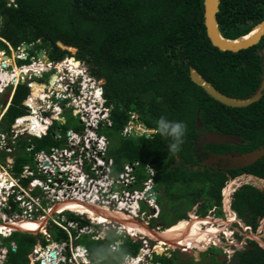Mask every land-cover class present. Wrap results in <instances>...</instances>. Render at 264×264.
Returning a JSON list of instances; mask_svg holds the SVG:
<instances>
[{
  "label": "trees",
  "instance_id": "trees-1",
  "mask_svg": "<svg viewBox=\"0 0 264 264\" xmlns=\"http://www.w3.org/2000/svg\"><path fill=\"white\" fill-rule=\"evenodd\" d=\"M203 9L204 0H13L12 4L9 0H0V47H4L0 50L10 51L9 45L17 48L40 41L42 44L38 46H48L53 61L74 56L84 62L93 76L105 81V97L113 106V126L104 134L110 140L108 132H113L119 139L114 149L110 140L109 149L117 169L120 171L124 164L135 161L141 167H152L157 173V190L164 193L159 198L160 204L165 198H174L179 184L191 186L194 180L198 193L194 195L192 209L202 201L207 206L222 208L223 189L228 181L226 173L209 169L196 171L188 166L196 164L197 120L200 118L203 126L210 130L240 136L245 141V151L264 147V94L259 102L248 108L227 107L191 81L190 69L195 68L230 97L249 98L263 80L264 37L248 50L220 51L207 36ZM217 17L223 35L235 40L248 35L264 20V0H221ZM58 42L75 48L76 54L62 50ZM5 60L7 58L0 52V61ZM77 60L70 62L77 63ZM33 87L34 93L43 89L35 84ZM29 94L26 85L18 87L0 129H7L6 124L10 123L11 131L15 120L27 114L23 103ZM133 114L152 132L151 135L123 136ZM161 116L187 125L183 143L176 153L169 152V141L156 131V121ZM32 145L35 153L46 147L44 150L49 151L60 143L51 131L42 138L22 137L16 148L26 151ZM208 148L217 155L227 150L226 145H209ZM26 153L28 157L24 159L18 155L15 158L13 171L16 174L21 172L22 163L34 162L31 154ZM5 158L0 154L2 163ZM248 169L264 179V157ZM143 171L139 169L138 174ZM206 177L213 182L209 192L204 191L203 178ZM251 190L255 194L244 191L239 206L248 204L264 215V194ZM203 206L207 207L205 203ZM200 210L206 215L204 209H199V213ZM60 232V239L67 238L64 231ZM13 237L18 238L15 241ZM2 240L0 249H8L4 264H21L23 259L29 264V254L37 242L35 235L14 232ZM11 242L17 250H13ZM156 257L164 259V262L158 261L160 264L173 262L165 256Z\"/></svg>",
  "mask_w": 264,
  "mask_h": 264
},
{
  "label": "built area",
  "instance_id": "built-area-1",
  "mask_svg": "<svg viewBox=\"0 0 264 264\" xmlns=\"http://www.w3.org/2000/svg\"><path fill=\"white\" fill-rule=\"evenodd\" d=\"M22 45L18 48L20 53L16 59L25 61L29 54L24 49L25 45ZM11 47L9 45V49ZM2 52L6 57L7 52ZM70 61L47 64L49 69H44L42 71L44 73L54 71L53 68H58L57 66L65 68L62 71L58 69L51 75L48 86L33 80V78L44 79L43 73L33 75L22 72L28 76L27 79L21 76L15 77V69L6 60L0 61V96L9 89L13 92L24 82H27L31 90L23 103L27 114L15 120L9 133H3L0 129V154L6 156L3 163L0 161L2 186L0 225L24 222L47 225L50 229L44 227L34 233L46 237L47 242L53 239L52 232L57 229L67 234V238L60 239L59 236L60 240H53L46 247L38 241L29 254V264H90V250L77 242L82 235H88L96 242L107 241L96 238L102 231L108 234L119 233L120 237L131 239L134 243L139 239L142 246L139 255H136L137 264L141 261L145 262L146 257L166 255L171 250L169 246L165 245L160 253L159 241L152 245L146 236H141L136 231L129 232L121 222L106 221L98 212L101 210L102 213L109 211L122 213L126 210L134 216L142 213L143 216H147L145 223L151 230L152 221L159 217V214L149 215L154 209L159 211L154 193L156 172L146 165L145 170L139 175L138 161L124 164L120 171L117 169L116 161L109 156L110 140L104 134L113 126L111 120L113 106L107 102L104 84L102 80L91 75L84 65L78 71H73L71 66H68ZM33 65H40V62ZM24 67H20L21 70ZM2 72H9L13 78L3 80ZM79 74H82V79L78 77ZM33 84H39L44 90L36 95ZM11 104L8 107L0 103V128ZM67 112H71L78 121V128L68 130L63 135L62 126L66 124L64 115ZM27 118L36 119L40 125L35 124V128L34 125L28 127L33 121L26 120ZM134 120L139 121L135 114L131 115L122 133L124 137L135 135V132L138 133L137 136L152 133L143 126L146 133H140L135 129ZM51 131L60 146L35 153H33L34 145L28 147L26 151L33 157L34 165H25L21 172L16 174L13 171L15 158L9 155L16 152L17 141L22 137L42 138ZM75 202L90 207L94 216L90 217L71 209ZM62 205L66 206L61 208ZM19 210L22 213L10 218L12 212ZM151 231H160V227ZM14 232L15 230L0 228V240L10 237ZM12 248L14 251L17 250L14 243ZM1 250L0 255L5 257L8 249L3 247ZM52 254L55 256L53 257ZM132 261L135 260L132 258ZM152 262L154 260L150 263Z\"/></svg>",
  "mask_w": 264,
  "mask_h": 264
},
{
  "label": "rangeland",
  "instance_id": "rangeland-1",
  "mask_svg": "<svg viewBox=\"0 0 264 264\" xmlns=\"http://www.w3.org/2000/svg\"><path fill=\"white\" fill-rule=\"evenodd\" d=\"M10 1V3L12 4L13 3V0H9ZM38 44H40L39 42H35L34 44H31V45H27L26 47H24V49H26L27 50V53L29 54V57L27 58V60H25V61H27V62H24V61H21V60H17L16 59V57H17V55L20 53V50H18V48L19 47H17V48H15V47H11L10 48V51H7V50H5L6 52H7V60H6V62H8L10 65H11V67L12 68H14L15 70H16V68L17 69H19V71H20V73H21V77L22 78H24V76H23V73L22 72H25V68L26 67H24L22 70H21V68L20 67H22V65H24V64H26V65H28V64H30L31 63V60H30V57H32V49H33V47H36ZM58 46L62 49V50H65V49H67V51H70L71 53H72V55H75L76 54V51H74L73 50V48L72 47H65V46H63L62 44H60V43H58ZM22 48H23V45L21 46ZM48 47V46H47ZM1 49H3L4 50V47L3 46H1L0 47ZM46 48V47H45ZM49 48V47H48ZM38 49H44V47L43 48H40V47H38ZM76 50V49H75ZM35 60H37V58H35ZM29 61V62H28ZM11 62V63H10ZM62 62H64V60L62 61ZM62 62H60V64L62 63ZM47 63H53V62H50V59H49V57L47 56H45V59H44V65H46ZM40 64H41V62H40ZM77 65V64H76ZM78 65H79V63H78ZM38 66V65H37ZM16 67V68H15ZM79 67V66H78ZM86 67V66H85ZM60 68V67H59ZM89 68V67H88ZM63 69H65L64 67H61V71L63 70ZM44 69H42V71H43ZM90 70V69H89ZM41 71V74L42 73H44V72H42ZM9 73V72H8ZM2 74H3V72H2ZM2 74H1V76H2ZM49 76H50V74H45V79H37V78H33V80L34 81H36V82H39V83H42V84H45L46 86H48L49 85ZM44 77V76H43ZM102 82H103V84H105V81L104 80H102ZM18 89V88H17ZM17 89H14L13 90V92H7L4 96H0V103H1V105H4V106H8L9 107V105L11 104V102H12V99L14 98V96H15V94H16V92H17ZM10 91V90H9ZM12 93V94H11ZM10 98V99H9ZM8 99H9V101H8ZM8 101V102H7ZM65 117H66V124L65 125H63L62 126V134L63 135H65V133L68 131V130H74V129H77L78 128V121L73 117V115L71 114V112H67L65 115H64ZM28 119V118H27ZM26 119V120H27ZM135 121V123H136V127H135V129H137V130H139L140 131V133H146V132H144V128H145V126L141 123V122H139V121H137V120H134ZM10 123H7L6 124V128L7 129H5L4 128V130H2L1 129V132H9L10 131V129L8 128V125H9ZM11 125V124H10ZM144 128H143V127ZM10 127V126H9ZM149 133V135H151L152 133H150V132H148ZM138 133H136L135 132V135H137ZM149 135H146V136H149ZM108 136L110 137V140H111V144H112V149H114L117 145H118V138H117V135L115 134V133H113V132H108ZM54 142V141H53ZM35 146H36V144L35 143H33ZM50 146H52V145H50ZM50 147H48V149H49ZM44 149H47V147L46 148H43V150ZM41 150V149H40ZM18 155V158H26V156L28 157V154L26 153V151H25V149H22V148H20L18 151L16 150V152L14 153V154H11V155H9L10 157H13V158H16V156ZM34 165V162H31V160L29 161V162H25V163H22L21 165V169H22V167L23 166H25V165ZM146 167V166H145ZM145 167H141V164H140V169H143V170H145ZM8 170V169H7ZM9 171V170H8ZM10 172V171H9ZM11 173V172H10ZM188 179V178H187ZM203 180L205 181V186H206V188L204 189V191H206V192H209L210 190H211V186H212V180L210 179V178H208V177H206V178H203ZM198 181V180H197ZM196 181V182H197ZM192 182V185L190 186V185H178L176 188H175V190H174V198L172 199V198H165L164 200H163V202H162V204H160V207H159V211L157 210V209H154V210H152V211H150L149 212V215H156V214H160L161 213V211H162V213L160 214V216L157 218V219H154L152 222H154V221H156L157 220V223H159L160 221H162V224H164L165 226H161L160 227V231H155V233H157V234H161V233H164V231H166L167 229H170V228H172L173 226H175V225H177L178 223H180V222H182V221H184V220H182V221H178L177 222V220H179V219H181V218H183V217H188L187 218V220L186 221H191V220H193V218L195 219V217H193V216H191L192 214L194 215V213L196 212V209H197V206H202V204H204V203H206V202H204V201H202V202H200L194 209H192V207H193V204H194V199H195V194L196 193H198V190H197V188H196V184H195V181L194 180H192L191 181ZM236 182V181H235ZM234 182V180L233 181H230V182H228L227 181V183H226V186L224 187V189H223V194L225 195V198H224V196H223V207L224 208H226V207H228V202H229V200L231 199L229 196L231 195V193H230V191L232 190L233 191V189L235 190V189H239V187L241 186V184H237L236 186H233V183H235ZM254 183V182H253ZM261 183L262 184H260V186H261V188L260 189H264V182H262L261 181ZM198 185V184H197ZM240 185V186H239ZM233 186V187H232ZM226 190H229L228 192H227V194H226ZM159 192V191H158ZM159 194H160V197H163L164 196V193L163 192H161V190H160V192H159ZM176 197H179V198H176ZM1 202V201H0ZM207 206V205H206ZM208 207L209 206H207V208H206V210L208 209ZM202 209H204V206L202 207ZM148 210V209H147ZM205 210V211H206ZM125 212H122V213H120V212H111V211H109V215L113 218L112 220H115V221H117V219H120L121 221V224H126V225H124V226H126L127 227V223L128 222H125V221H123V218L124 219H131L132 221H135V222H138L139 224H142V225H144L145 224V226L148 228V226L146 225V223H145V221H146V218H147V216H143L142 215V213L139 215V216H134V215H130L126 210H124ZM99 213H102V211L100 210V211H98ZM144 212V211H143ZM19 213H22V211L21 210H19L18 212H12L11 214H10V218H13V217H15L16 215H18ZM198 213V215L196 216V217H198V218H200V220L202 219V216H204L203 214H202V210H200V213L199 212H197ZM1 216V215H0ZM215 215H213V214H211V215H209V219H211V222L212 223H214L215 221L211 218V217H214ZM217 216H221L220 214H217ZM106 218V217H105ZM122 218V219H121ZM217 218H220V217H217ZM205 219H207V218H203V220H205ZM109 220H111V219H109ZM196 220V219H195ZM218 221H222V222H219L218 224H216V228H218V229H222L223 230V232L224 231H227L228 230V228H229V226L228 225H226V221H224V220H222L221 218L218 220ZM217 221V222H218ZM123 222V223H122ZM210 222V223H211ZM18 224H20V223H18ZM4 225V224H3ZM9 225H12L13 227H15V228H13V229H21V230H24V231H31V230H26V229H24L23 227L22 228H19V227H16L17 226V224H9ZM9 225H7V224H5L4 226H9ZM168 226H169V228H168ZM260 227L258 228V230H257V236H259V233L264 229V221L263 222H261V224L259 225ZM47 230L48 229H50V227L49 226H44ZM204 227H206V231H208L209 229H207L208 227L210 228V226H204ZM149 229V228H148ZM151 230L152 229H154V228H150ZM156 229V228H155ZM218 229H216V230H210V231H212V233L211 234H215V235H213L212 237H217V232H219L220 230H218ZM127 230H128V228H127ZM31 232H33V233H37L36 231H31ZM139 235H141V236H146L147 238H149L150 239V241H151V243H152V245H155V244H157V240H155V239H153V236L154 235H152V237H150V236H148V234L147 235H142V234H140V232H138V231H136ZM75 233V232H74ZM229 233V232H228ZM61 234V232L60 231H57L56 233L55 232H53L52 233V236H53V239L52 240H50L49 242H53V240H56L57 238H58V236ZM76 234V233H75ZM35 236H36V241H39L38 243L39 244H41L42 246H44V247H46L47 245H48V243L49 242H47V238L46 237H41L40 235H38V234H35ZM160 237H162L161 235H159ZM18 238V237H17ZM16 237H13V240H15L16 241V239H17ZM121 238V240H122V246L126 249V250H129V251H131L132 252V256H136V255H139V252H140V247L142 246V243H141V241L139 240V239H136V241H137V243H136V245L137 246H134L133 244V242L131 241V240H128V239H124V238H122V237H120ZM163 238H166V237H163ZM259 238V237H258ZM3 239V238H2ZM0 240V245L1 244H3V240ZM10 239V238H9ZM162 239V238H161ZM218 240H220V241H223L224 240V233H223V235H221L220 236V234H219V238H218ZM10 240H8V242H9ZM159 242H161L162 243V241L161 240H159ZM13 243L14 242H11V245H13ZM108 243V241L105 243H103V242H96V241H94V240H92L91 239V237L90 236H88V235H82L81 237H80V239H79V241L77 242V244H79V245H84V246H86L89 250H90V252H91V250L93 249V248H95L97 245H99V244H107ZM214 244V243H213ZM222 244H224V241H223V243ZM165 245V244H164ZM168 245V244H167ZM218 245V244H217ZM178 246H180V245H178ZM223 246V245H222ZM195 247H197V246H195ZM169 248H171V247H169ZM199 249H196V252L194 251V249H193V251L192 250H189V249H191V248H189V249H187L186 247L184 248V247H174V249H171V253L173 254L174 252H175V254H174V256H175V258L173 259V262H171L172 264H217V262H218V260H215L214 258H213V263H210V258L208 257L209 256V254L207 255V249H209V247H207V248H205L204 246H201V247H198ZM179 249V250H178ZM162 250H164V246H162L161 247V250H160V253H162ZM180 250H182L184 253H186V254H188V255H186V254H184L183 252H181ZM138 251V252H137ZM212 251L213 252H216V253H221V250H219V249H217V248H212ZM193 252V253H192ZM199 253V257L197 256V260H198V258H199V261H197L196 260V257L194 256V253H195V255L197 254L198 255V253ZM180 255H179V254ZM178 254V255H177ZM156 255H153V257H146L145 258V262L146 263H148V264H156V263H158V261H163L164 262V259H162V258H160V257H155ZM173 256V257H174ZM166 257H168V258H170L171 257V255L170 256H166ZM155 258V259H154ZM196 260V261H193L194 259ZM0 259H1V261L0 262H2L3 260H4V256L3 257H0ZM190 259H192V260H190ZM154 260V262H152V263H150L151 261H153ZM222 260V259H221ZM21 264H27V260H25V259H23L22 261H21Z\"/></svg>",
  "mask_w": 264,
  "mask_h": 264
},
{
  "label": "flooded vegetation",
  "instance_id": "flooded-vegetation-1",
  "mask_svg": "<svg viewBox=\"0 0 264 264\" xmlns=\"http://www.w3.org/2000/svg\"><path fill=\"white\" fill-rule=\"evenodd\" d=\"M38 47V45L36 47H33L32 54H35L37 51H42V49H38ZM45 51L46 54L49 55L48 47L45 48ZM211 131L214 130H210L209 128L203 126L202 131L198 132L199 135L197 137L194 150L196 164H188L189 168L195 169L196 171H204L206 169H209L225 172L228 178V182L234 180V182H236L233 183V186H236L238 183L241 184V186L239 185V189H233V191H230V193H232L230 195L231 199L228 202V207L224 208L222 205L221 208L217 205H210L207 210V207H204V210H206V215L204 212L203 215L205 216H202V219L209 217V215L211 214L216 216L217 214H220L222 216V219L227 222L226 225L229 226L228 230L224 231V244H222L223 242L218 241V236L223 232V230L216 228L215 224L209 223V225L215 226L216 229L220 230L219 232H217L218 234L216 238H213L211 236L214 239L211 244H214L209 247V249H207V255L209 254L208 257L210 258V263L214 262V258L215 260H218L217 264H264V229L259 233V236H257V230L260 227L259 225L261 224V222L264 221V215H262L259 210L253 206H248V204H242L241 206H239L238 203V201L242 198V193L244 191L249 194H255V192L251 190L255 189V191H260L262 192V194H264V189H260V184L262 183L259 184L257 182V179H255L258 177L253 173H250L249 169L247 170V168L253 166L254 164L245 168H234V160L232 159L234 158V156H240L242 154L253 152L255 150L245 151L246 145L244 139L238 135H234L241 138L243 140V143L237 142V144H228L226 145L227 150L225 151V153L217 155V153L208 148V145H204L203 143H201L200 135L203 133H209ZM260 148L264 147L261 146ZM222 155H227L229 159L220 158L217 161L215 160ZM238 171H241V174H238ZM226 191L228 192L229 190ZM206 205L207 203H205V206ZM202 207L203 204L202 206H197L196 212L194 214H196ZM221 216L217 217L221 218ZM217 217H215V223L220 219H217ZM161 226H165L164 224H162V221L157 223L156 220L151 224V227L154 229ZM212 248L221 250V253L213 252ZM171 252L172 251L170 250L166 253V255L163 256L166 257L171 255L170 258L174 259L175 252L173 254ZM196 260L194 259L193 261Z\"/></svg>",
  "mask_w": 264,
  "mask_h": 264
},
{
  "label": "water",
  "instance_id": "water-1",
  "mask_svg": "<svg viewBox=\"0 0 264 264\" xmlns=\"http://www.w3.org/2000/svg\"><path fill=\"white\" fill-rule=\"evenodd\" d=\"M220 5H221V0H204V9H203L204 24L206 27L207 36L214 47L218 48L220 51H223V52L238 53L240 51L248 50L252 47H255L262 41V38L264 37V20L261 21L259 24H257V26L254 27V29L248 35L239 37L235 40L227 39L223 35L220 29V24H219L218 17H217L218 12H220ZM26 46L27 45L25 44V47ZM39 58L41 60H44L45 53L41 51L39 53ZM190 78L194 84L201 87L215 101L227 107L233 108V109L248 108L251 105L259 102L264 94V75H263L262 83L259 89L257 90V92L253 96L249 98H244V99L230 97L222 93L211 82L207 81L193 67H191L190 69ZM202 128H203L202 121L200 118H198L197 131L201 132ZM132 136L134 138L137 137V135H132ZM200 139H201V143H203L204 145H208V146L209 145L237 144V142L243 143V140L237 136L220 133V132H214V131L201 134ZM263 157H264V148H260L253 152L242 154L240 156L238 155L234 156V158L232 159L234 160L233 161L234 168H245V167L255 164L257 161H259ZM220 158L227 159L228 156L222 155L219 158H216L215 160L217 161ZM255 179H257L258 183H261V181L264 182V179L263 180L260 178H255ZM224 198H225V195H224ZM15 232L35 235L34 233L24 231L21 229H16ZM198 255L194 254L196 258ZM52 256L54 257L55 254H52Z\"/></svg>",
  "mask_w": 264,
  "mask_h": 264
},
{
  "label": "bare ground",
  "instance_id": "bare-ground-1",
  "mask_svg": "<svg viewBox=\"0 0 264 264\" xmlns=\"http://www.w3.org/2000/svg\"><path fill=\"white\" fill-rule=\"evenodd\" d=\"M1 53H3V52H1ZM47 64H49V63H47ZM68 66H71V69L74 71L78 68L79 65H78V62L77 63L68 62ZM44 67L45 66H43L42 64H40L38 66L35 65V66L26 67L25 73H31L30 71L33 70L34 72L39 74L42 71V69H44ZM14 75H15V77H19L21 75L19 69L16 68ZM24 75H26V74H24ZM1 77L3 78V80L13 78L10 73H3ZM35 85L40 87L39 84H35ZM42 88L44 89V87H42ZM36 92H38V90ZM27 120L33 121V125H34L33 128H35V124L40 125V123L36 119L28 118ZM23 121H26V120H23ZM0 188H2L1 185H0ZM226 194H227V191H226ZM65 206L66 205H62L61 208L65 207ZM70 208L74 209V210H76L82 214L89 215L90 217L94 216L92 209L90 207H87V205H85V204L75 202ZM100 214H102L100 216L102 218H104L106 221H112V219H113L109 215L110 213H108V212L100 213ZM191 216L195 217L196 220L194 218L191 221L184 220V221L178 223L177 225L173 226L172 228L167 229L166 231H164V233H161V234H157L154 231L149 230L145 226V224L144 225L139 224L138 222L132 221L131 219H124L123 218V221L128 222L127 228H128L129 232L138 231V232H140V234H142V235L148 234V236H150V237H152V235H154L153 239H155L157 241H159V240L162 241V243L160 242V245H159L160 247L168 244L167 246L171 247V249H174V247H178V248L179 247H184V248L186 247L187 249L191 248L189 250H192V251L195 248L199 249L198 247H201V246H204L205 248L209 247V245L214 240L213 238H216V237H213V238L211 237V236L215 235V234H211V233L216 228L210 229L208 227L207 229H209V230L206 231V227H204V226H206V225L210 226L209 223L211 222V219L207 218L205 220H203V219L200 220V218H196V216L193 214ZM109 219H111V220H109ZM117 221L120 222L121 220L117 219ZM211 224H212V222H211ZM4 225L3 224L0 225L1 230H3L4 228L7 230H10V231L16 230V229H13L15 227H13L12 225H9V224H7L9 226H4ZM124 225H126V224H124ZM44 226H45L44 224L24 222V223H20V224L17 223L16 227H19V228L23 227L26 230L38 232L39 230L44 229ZM210 230H212V231H210ZM159 235H161L162 237H160ZM163 237H166V238H163ZM178 245H180V246H178ZM195 246H197V247H195ZM133 264H137V260H135L133 262Z\"/></svg>",
  "mask_w": 264,
  "mask_h": 264
},
{
  "label": "clouds",
  "instance_id": "clouds-1",
  "mask_svg": "<svg viewBox=\"0 0 264 264\" xmlns=\"http://www.w3.org/2000/svg\"><path fill=\"white\" fill-rule=\"evenodd\" d=\"M39 43H40L39 45L42 44V42H40V41H39ZM58 43L62 44L65 47H69V46L64 45L62 42H58ZM26 45H28V44H26ZM65 50H67V49H65ZM73 50L76 51L75 48H73ZM0 52H2V51L0 50ZM40 52L41 51H37L35 54H32V57H30L31 63L28 64V65L24 64V65H22V67L23 66H25V67L34 66L33 63H39V62H41V64L43 66H45L44 69H49L47 64L44 65V60H41L39 58V53ZM42 52H44L45 53V56L46 57L48 56L49 59H50V56L46 54L45 47H44V49H42ZM34 58H37V60H35ZM63 60L64 61L65 60H68L69 61V60H77V59L74 56H67V57H65V59H62L60 61H53V60L50 59V62H53L55 64H60V62H62ZM77 61L79 63V67L76 69V71H78L79 68L82 65L86 66V68L89 70V68L87 67V65L84 62L79 61V60H77ZM24 62H27V61H24ZM66 64H67V62H66ZM57 67L58 68H53L54 71L43 73L44 79H45V74H50V76H49V78H50L51 75L54 74V72L58 71V69H61L60 66H57ZM30 72L33 75L36 74V72H34L33 70H31ZM89 72H90V70H89ZM23 76L26 79L28 78V76L27 75H24V73H23ZM78 77H80L82 79V74H79ZM20 85H26L27 86V82H24V83H22ZM9 90H7V92L10 93L12 91V89H9ZM30 93H31V90H30ZM4 95H1V96H4ZM26 100H27V98H26ZM156 131L158 132V134L161 137H163V138H165V139H167L169 141V143H168V150H169V152L170 153H176V152H178L180 150V147H181V145L183 143V139H184V137L186 135V132H187V125L185 123L181 122V121L169 120L166 117L161 116L156 121ZM156 176H157V173H156ZM155 179H156V177H155ZM155 184H156V187L154 188V193H156L157 205H158V208H159L160 207V203H159V198H160L159 192L160 191L158 192V190H157V183L156 182H155ZM223 196H224V194H223ZM161 213H162V211H161ZM160 214H159V216H160ZM194 215L197 216L198 213H196ZM212 228H215V226L210 225V229H212ZM96 238L98 240L107 239L108 240V243L107 244H99V245H97L95 248H93L91 250V252H90V264H133L132 258L134 260L137 259V256H132V258H131L129 256V254L127 253L126 249L122 246V240L120 238L119 233H111V234H108V233H105V232L102 231ZM212 245L213 244H210L209 247H211ZM180 251L183 252L182 250H180ZM194 251L196 252V248L194 249ZM0 252H2L1 249H0ZM7 254L4 257V260L2 262H0V263L4 264V262L6 261ZM0 256L3 257V255H0ZM0 261H1V259H0ZM138 264H145V262L141 261Z\"/></svg>",
  "mask_w": 264,
  "mask_h": 264
},
{
  "label": "crops",
  "instance_id": "crops-1",
  "mask_svg": "<svg viewBox=\"0 0 264 264\" xmlns=\"http://www.w3.org/2000/svg\"><path fill=\"white\" fill-rule=\"evenodd\" d=\"M44 89H40V90H38V92H36L35 94L36 95H38L39 94V92H42ZM215 217H217L216 215L214 216V217H211L214 221H216V219H215ZM218 219V218H217ZM221 219H222V216H221ZM218 221V220H217ZM219 222H222V221H218V222H216L217 224L219 223ZM216 223L214 222L213 224H215L216 225ZM55 233L57 232V231H54ZM223 233L224 232H222V233H220V236L221 235H223ZM218 238H219V236H218ZM218 241H220V240H218ZM224 241V240H223ZM223 241H220V242H223ZM38 242V241H37ZM36 242V243H37ZM99 242V241H98ZM107 242V241H106ZM134 246H136L135 244H133ZM127 251V253L130 255V256H132V254H130V253H132L131 251H129V250H126ZM155 259V258H154ZM90 260V259H89Z\"/></svg>",
  "mask_w": 264,
  "mask_h": 264
}]
</instances>
